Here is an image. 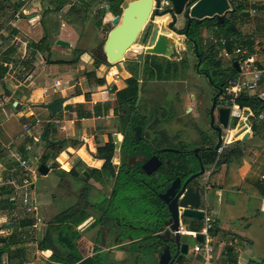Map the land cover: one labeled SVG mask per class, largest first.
Instances as JSON below:
<instances>
[{
    "label": "crops",
    "instance_id": "obj_1",
    "mask_svg": "<svg viewBox=\"0 0 264 264\" xmlns=\"http://www.w3.org/2000/svg\"><path fill=\"white\" fill-rule=\"evenodd\" d=\"M56 1L57 0L33 1L27 7L28 13L20 18L27 19L28 24L32 27L39 26V30H36L32 35L34 38H30L26 34L24 35V32L19 28L18 23L20 19L14 20V12L20 7V2H17V0H9V2H6L9 6L5 5V3L3 5L0 2V40L3 42L0 46V68H7V72L4 76L0 74V113L5 116L7 112L10 111V117L19 116L23 118L21 128H18V126L10 121L0 122V177H14L19 183H21L24 175L23 171L18 168L15 159H13L12 153H20L37 171L40 164H45L50 169L49 173L54 171L52 167L55 162L58 163L57 170L63 171H69L70 165L79 158H83L90 163L91 160H93L90 153H95L97 144L107 141L109 137L116 132L98 131L91 135L87 133L89 138L86 139L85 134L82 135L83 137L78 136L73 138L74 131L78 129L81 123L88 120H91L93 123H99L100 125L104 123V126L107 124H115L113 119V113L115 111L114 95L112 96L110 91L111 86L116 84V81L113 80L110 82L109 80L118 75L120 81L122 80L124 82V86L119 88L124 89L127 87L126 81L132 76L124 66L121 69L118 67L119 65H102L96 71V75L98 78L103 79V82L94 86V83L89 82L87 79V73L96 70L94 60L87 52L92 47L101 46L102 40H104L103 34H109L113 29V26L111 28L108 27V25L112 23V20H108V16L112 15V18H114L112 13H107L105 15L103 18V25L99 28L95 26L93 20L81 21L78 26H73L66 21H62V23H60L59 33L55 36V42L52 45L51 59L55 61V64H49L47 60L48 54L41 51L37 44L45 37L46 30L51 28V23L47 20L45 21L44 16L49 11H56ZM68 1L72 5L77 0ZM87 1L90 3L95 2V0ZM128 2L129 1H127L126 4ZM244 3L248 4L247 12L249 16L244 17L241 21V31L243 36L246 37L245 39H249L250 41L252 37H256L262 42L263 47L258 53L257 58L260 63L264 64V0H244ZM253 3L259 4L258 11L254 15L251 14ZM6 7L9 8L8 10L12 16L9 21L6 19L8 15L6 13L8 10H5ZM70 7V5L66 6L63 12ZM158 21V18H152L151 28ZM69 27L75 28L79 34L78 40L74 43L69 41L72 37L70 30L68 32ZM246 27H248V30L245 33L243 28ZM203 31H205V29H203ZM202 36L205 38L208 35L204 36V33H202ZM220 37L225 36L221 35ZM58 40L69 42L71 44L69 47L70 50L56 45ZM179 40H181L178 47L180 56L170 59L175 58V60L177 59L178 61L183 59L185 48L188 47L186 45L187 41H185L184 38L177 37V43ZM136 46L138 47L137 44ZM238 46H240V44L235 45L230 51H233ZM141 48L139 50H142ZM12 49L13 51L11 52ZM80 52H82L81 58L76 62L74 58ZM223 60L225 59L223 58ZM196 66L197 63H194V65L192 64V66L189 65L188 67H184V64L181 63V65L173 67L170 71H166L161 79L155 78L154 80H150L149 76L144 74V68L142 73H140V90L142 91L145 87V93H143V95L140 91L139 97L141 96V99L139 100L138 98V100L139 104L145 107L144 112L147 116L145 117L147 123L151 121V119H154L156 125H160L162 129L167 128L163 129V131L167 130V132H165L166 135L161 133L162 140H160V142L163 143L161 148L168 146L180 150L182 142L192 140L193 144L198 138L199 130L196 127L197 125L194 119V117H196L194 110L197 108L194 96L198 94V86L208 91L211 89V85L207 87L206 84L200 81L201 75L197 73L199 67L196 68ZM111 72H115V75L112 77L109 76ZM168 79H176L177 87L178 84H184V94L177 92L178 90L175 88L166 90L163 87H157L158 83H162V81H167ZM189 83L191 85H189ZM152 84H156V86ZM262 90H264V87ZM176 94H179V96H177L179 99L173 101ZM158 95L162 98L167 97V100H165L167 102L173 101L172 103L175 107L176 115L170 123L167 122L169 117H171L170 113H157L155 118L151 117L149 113V109L152 107V100ZM251 95L255 96L256 93H251ZM3 98H6V101H4ZM61 99H66V102L63 105L62 111L58 114L60 117H58V115L52 117L48 109L41 107L42 105H47ZM204 99L203 97L202 109L206 107L204 105ZM193 101L195 102V106ZM16 103L17 106H15ZM172 109L173 108H168V110L171 111ZM99 110L101 114L98 113ZM89 111L94 112L96 116H102V119L97 120L95 115L91 117V119L86 118L85 113ZM192 112H194V117L191 115L192 118H190V113ZM62 115L65 117L64 120L61 118ZM239 122L241 124L243 123L241 120H239ZM257 125L259 126L258 134L251 131V135L246 141L237 140L242 142L240 145L242 157L237 160V165L234 167L230 176L227 175L228 169L226 164L219 165L215 163L214 167L211 168L210 166L212 164H207L210 171V175H206L209 179L208 188L217 194L215 204L208 210L210 213L213 212L214 225L217 228V232L213 229L211 233L222 241L229 242L233 238L237 239L236 246L230 250V255H233L230 258L231 264H249V257L253 253L250 246L254 244L253 240L250 238V233H252L255 228V224L259 222L260 219H264V198L258 196V193H260L258 185L264 183V125L260 122L257 123ZM26 127H28V130H26ZM58 127L59 130H56ZM45 130H47L46 137L51 141L65 140V143L62 144L64 146V151L54 158V161L49 159L46 163H42V158L49 150L47 147L48 143L41 139ZM247 131H249V128H243L241 125L235 131L226 129V141L230 145L231 142H234L232 141L233 138L239 135L243 136ZM164 136L168 137L165 139L163 138ZM251 137L261 139L263 142L259 145L262 146L261 150L256 148L253 149L248 146L247 143ZM42 141L44 143L40 145ZM82 142H84V146H82ZM75 143H79V145L75 146ZM33 147H35L34 151ZM30 152H32V155L29 154ZM33 160L38 162L37 167H34ZM65 163L69 168L65 166ZM38 176L41 175L38 174ZM36 178H32V180L35 181L32 190H35ZM59 178L61 181L62 178ZM227 180L230 184H226ZM102 182H106V179H103ZM11 193L12 189L10 187L2 189L0 192V205L2 206H0V232L3 230V233H6L4 236H1V238L7 240L8 237L17 233L16 236L14 235V241L24 243L25 247L28 248L26 246V240H24L23 236L18 232V229L33 227L34 220L31 215L25 212L21 204L20 206L17 204V202H19L18 197L16 202L12 201L10 197ZM7 201H12L13 204L7 205V203H5ZM13 209L17 212L18 216L15 217L11 214ZM52 211L53 215L49 216L45 215L42 209L40 211L41 214L38 212L44 223L35 230L36 238L40 243L47 232L49 223L56 217H61L60 212L57 214L54 209H52ZM46 220L49 221L46 222ZM185 221L188 222L189 220L186 219ZM102 225L103 223H98L97 230L95 231L99 241L97 253L98 264H122V259L125 258L129 261L130 256H125L123 252L117 251L116 248L118 246H116L113 239L109 238L110 236L108 234L105 235V244H101L99 230L103 229L105 233H108L107 231L110 230L112 223L110 222L103 227ZM25 234L33 235L34 233L27 232ZM22 240L24 242H21ZM40 243L38 247L34 246L36 254L35 259L36 256H41L46 264H53L50 260L53 251L50 249L43 250ZM240 247L242 248L240 249ZM48 252H50L49 256L46 254ZM111 254H113L114 257H112V259L114 260L109 263L111 261ZM217 254L219 253L217 252ZM15 255L17 254L15 253ZM9 257L10 256L7 255V258L4 259V255H2L0 257V264L4 262L11 264L9 262ZM105 257L108 261L104 259ZM220 257H224V255ZM226 260L228 261V258L226 259V257H224L222 260H219V264H223ZM34 263L36 264V262Z\"/></svg>",
    "mask_w": 264,
    "mask_h": 264
},
{
    "label": "flooded vegetation",
    "instance_id": "obj_2",
    "mask_svg": "<svg viewBox=\"0 0 264 264\" xmlns=\"http://www.w3.org/2000/svg\"><path fill=\"white\" fill-rule=\"evenodd\" d=\"M161 59V64L172 67H177L183 62V60L178 61L175 58L167 59L162 57ZM196 60L199 66L197 69L198 75L206 77L205 64L200 62L198 58ZM161 84L166 90L177 88L176 79L164 80ZM209 85H211V89L208 91L203 88L204 91L198 86V94L194 96L197 102V108L194 112L196 113V117L207 125L209 136H204L202 131H198V138L192 145H188L186 141L182 142L180 145L181 150L176 149L179 153H182V155L180 154L182 156L181 158L179 157V153L157 154V151L162 148L158 140H155V129L149 125L154 119H151L147 123V119H144L147 116L144 112L145 107L143 105L137 102L135 105L126 103L124 105L131 104L133 109L131 121L127 123L123 108L122 111H116L117 106L120 104L118 94L127 87L124 89L117 88L116 86L111 87L110 93L112 96L114 95L115 105L113 119L118 124L116 128L117 132L112 134L107 141L97 144L95 153H90L93 159L90 163L83 158H79L70 165L69 171H65L76 176L64 175L61 180L60 226L65 240L64 244L60 246V251L64 254L61 264H68L71 261V251L68 244L70 246L74 245L76 250L82 255L81 260L77 264L86 261H90L92 264H98L97 253L99 241L95 233L97 224L103 223L104 225H108L110 222L112 223L111 218H113L118 208L126 212L132 211L138 217H135V220H131L133 217H129V220L124 222L129 227L127 230L128 233H131L137 240L118 246L116 248L117 251L123 252L125 256L129 255V260L135 263L144 252L149 251L154 258V262L159 264L161 256L165 252V249H167L170 256L167 264H175L176 260L174 257L178 251L177 247L171 243H158L159 239L157 235L164 233L162 232L163 228L161 224H150V222H146L145 224V220L149 218L150 213H153V217L150 219L152 221H155L157 218L164 219L165 221L169 218L165 212V204L159 195L150 191L147 186L150 184L158 192H161L158 186L160 180L164 178L163 172H166L168 175L173 173L174 176H178L176 167L179 163L185 164L192 161L197 164L198 168V159H200L203 165L208 167L206 157L211 152L208 151V148L215 147L219 143L218 133L210 126V113L214 99L216 98V106L214 108L215 126H220L218 110L225 107L220 102L222 94L219 95V84L217 82H210ZM203 97L205 98L204 105L206 106L204 109L201 108L203 105ZM134 110H137L139 115H135ZM135 122H139V124L135 125ZM137 125L144 127V135L140 141H138L133 132L134 127ZM161 135H159L160 139H162ZM224 141L225 130H222L221 147ZM189 146H192V148L188 149L187 147ZM184 151L188 152L187 157H185ZM108 155H112L110 161L115 169L116 177H112L108 163L103 160V157ZM141 155L149 159L153 155H157L163 162L162 167L151 176H148L141 170L142 164L139 163L142 160ZM199 171L197 170L196 173ZM103 179H106V182L103 183ZM156 180L158 182L157 184L155 183ZM209 209L205 208L203 212L205 213L204 220L188 221L187 230L185 229L186 231L181 233H198L205 238L203 233ZM113 225H116L115 222H113ZM212 230V228H208L207 232L211 233ZM214 231L217 232L216 226L214 227ZM73 233H78L79 236L71 242L68 236L73 235ZM150 233L157 234L151 235ZM186 250L188 252L187 259H190L192 256L190 253L191 246ZM110 257L111 261L109 263L114 260L112 259L114 257L113 254ZM127 262L126 258L122 259V264H127Z\"/></svg>",
    "mask_w": 264,
    "mask_h": 264
},
{
    "label": "water",
    "instance_id": "obj_3",
    "mask_svg": "<svg viewBox=\"0 0 264 264\" xmlns=\"http://www.w3.org/2000/svg\"><path fill=\"white\" fill-rule=\"evenodd\" d=\"M154 1L159 5L161 0H131L128 2L127 6L123 10L121 16H114L112 20L113 29L109 32L105 43L101 46L92 47L87 53L90 57L95 60H101L107 64V66H116L122 64L126 61L137 60L141 64V73L145 65L146 57L148 55L163 57V58H172L179 57L180 52L178 51L177 37L184 38L187 41L189 35V29L192 22L201 23L203 20L216 18L219 22H223L225 17L229 12H234V9H231L232 2L231 0H197L194 4L191 3L194 0H170L171 7L166 8L162 11L154 8ZM78 3L91 7V3L87 0H77ZM182 17L185 21V27L181 30H177L176 24L178 18ZM152 18H158L159 21L153 25L149 34V41L147 46L143 47V51L134 52L133 46L140 37V34L143 32L149 21ZM179 31V32H178ZM194 45V51L196 52L197 57L199 56L198 44L195 40L189 39ZM56 45L61 47H70L71 44L67 41L58 40ZM188 45V44H186ZM186 50V49H185ZM82 52L74 58L77 62L81 58ZM236 70L239 72V65L237 62H234ZM206 77L211 83H214L209 74H206ZM223 86V85H221ZM141 88V84H139ZM219 95L222 94L223 88L219 86ZM140 95V94H139ZM66 102V99H61L59 101L42 105V108L48 109L52 117L58 115L62 109L63 105ZM17 106V103L16 105ZM216 106V98L211 109L210 116V126L211 128L218 133L219 143L215 147H209L208 151H219L222 143V130L232 129L233 131L241 125L238 117L231 116V110L228 107H222L218 110V118L220 126H215V115L214 108ZM123 111L126 114L125 121L130 123L131 115L133 113L132 105H124ZM146 119V118H145ZM246 125L249 128L239 140L246 141L252 131V123L250 120H246ZM150 127L154 128L155 140H158V143L162 146L163 143L160 142L159 135L161 133L167 132V130L162 129V127L156 125V121L149 123ZM133 132L140 141L144 135V127L142 125H137L134 127ZM47 130L42 134V140L47 142L50 145H62L65 143L63 141H51L46 137ZM157 143V142H156ZM179 153L176 149H171L170 147H165L157 151V154L165 153ZM186 153V152H185ZM51 156V153H48V157ZM188 156L185 154V157ZM112 155L103 157L110 168L112 177H116L115 169L111 164ZM184 157V158H185ZM142 160L139 162L142 164L141 170L145 172L148 176H151L159 168L162 167L163 162L153 155L150 159L146 156L141 155ZM186 159V158H185ZM217 164V163H216ZM198 168L197 164L189 161L185 164L179 163L177 165L178 176H174L173 173L168 175L166 172H163L164 178L160 180L159 188L161 192H158L150 184L149 190L157 193L163 203L165 204V212L168 214L169 218L164 221V219L157 218L155 221H152L153 213L149 214V218L145 220L150 222V224H161L162 232L160 235H157L158 243L165 242L174 244L178 251L174 257L176 260L175 264H188L190 259H187L188 252L187 248L191 246L194 247L197 242H203L204 237L197 234L195 237L189 235L188 233H181L180 226L182 225L186 230L188 224L185 221H198L205 219V208H211L217 200V194L208 188L209 179L206 175H210L209 167H205L200 159H198ZM197 170H200L196 173ZM39 174L41 176L48 175L50 169L45 164H40L38 168ZM157 184V180L155 181ZM129 217H133L131 220H135V216L132 211L126 212L122 211L121 208L116 210L115 215L111 218L112 227L108 233H105L103 229H100V240L101 244H105V235H109L110 239H113L116 246L125 245L131 242H135L134 236L131 233H128L129 227L124 224L126 220H129ZM140 220V219H137ZM115 222L116 225H113ZM123 223V224H120ZM104 224L102 225V227ZM101 227V228H102ZM185 230V231H186ZM151 235H156L157 233H150ZM6 239L1 238V243H6ZM104 247V246H103ZM149 257L154 261L153 256L149 252ZM169 254L167 249L160 258L159 264H167L169 261ZM107 260V258H104ZM108 261V260H107ZM252 262L260 264L262 261L259 259L253 258ZM173 264V263H171Z\"/></svg>",
    "mask_w": 264,
    "mask_h": 264
},
{
    "label": "trees",
    "instance_id": "obj_4",
    "mask_svg": "<svg viewBox=\"0 0 264 264\" xmlns=\"http://www.w3.org/2000/svg\"><path fill=\"white\" fill-rule=\"evenodd\" d=\"M102 5L104 6L102 8H99L97 11L96 16H92L93 12V6L94 3L91 2V7H86L77 1L74 2L72 5L68 0H57L55 2L56 11H49L45 14L44 18L45 21H49L51 23V28L47 29L45 32V37L37 44L39 49L45 53H47V60L49 64H55V61L51 59L52 56V45L55 42V36L59 33L60 23L62 21H66L68 24L73 26H78V24L81 21H91L93 20V23L97 27H101L103 25V18L107 13H112L114 16H121L123 13V10L125 7L123 6L127 1L130 0H99ZM197 0H194L192 4H194ZM0 2H9V0H0ZM232 7L231 9H234V12H229L228 15L225 17L223 22H219L216 18L206 19L203 20L201 23H195L192 22L191 27L189 29V39H193L198 44V52L199 56L198 59L200 62L205 64V70L207 74L212 78L213 82H217L220 87L223 88V86L228 82L229 79L235 77L238 75V71L236 70L234 63H230L226 68H223V57L221 54V46H217L212 40L209 43H206L204 37L201 34V30L207 29L209 31L215 30L221 32L220 35H223L227 37L230 42L228 45V50H232L235 45H242V44H251L249 39H245L246 37L243 36L241 31V21L242 17H248L249 14L247 12L248 10V4L244 3V0L238 1V0H231ZM70 5L71 7L68 9L67 12H63L64 8L66 6ZM243 10H245L244 13ZM239 13V14H238ZM242 13V14H241ZM242 15V16H241ZM239 17L241 19H239ZM110 19L113 20L112 15H110ZM241 23V24H239ZM151 29V28H150ZM150 29L146 31L144 36L142 37V44H146L149 38ZM214 31V32H215ZM187 40V44L193 55H196V52L194 51V45L190 40ZM106 40L102 41V45L105 43ZM13 49L11 50V52ZM161 57L148 55L146 57L145 65H144V74L149 76L150 80H154L155 78H162L166 71H170L173 67L172 66H166L164 64H161L159 60ZM185 63V60L182 62ZM107 65L105 62L101 60H95L94 71L87 73V79L89 82L94 83L95 85L103 82V79L97 77L96 71L102 66ZM1 67V66H0ZM126 70L132 75L127 81V88L123 91L119 92L118 96L120 99V104L117 106L116 111H122V105L126 103H131L132 105H135L139 98V79H140V73H141V64L137 60L133 61H126ZM199 66L197 65L196 68ZM7 72V68H0V74L1 76H4ZM223 73V74H222ZM223 85V86H221ZM116 89V88H114ZM87 98L89 100V97L87 95ZM90 101V100H89ZM235 103L238 106H241L243 108H251L253 112L258 115L261 111L264 102L260 100L257 96H252L248 93H242L235 101ZM98 109V108H97ZM101 114V112L99 113ZM86 118H91L92 115L89 112L85 113ZM145 119V118H144ZM252 120V118H251ZM252 131L256 134L259 133V126L256 122H252ZM139 124V122H135V125ZM163 134V133H162ZM166 135V134H163ZM166 139V138H165ZM241 141H236L232 146L227 147L224 149L222 154H219L218 151H211L207 155V163L209 165H213L215 163L221 165L226 164L228 173L227 175L230 176L231 172L234 170V167L237 165V160H239L242 157V150L240 148ZM79 145V143H75V146ZM48 152H51L52 156L55 158L61 154L64 151L63 145H47ZM184 151V154L187 155V152ZM45 154L42 158V163H46L47 160H49L51 157H48V154ZM182 153H179V157L181 158ZM58 163L54 164L52 169L56 172V174L59 175V177L63 178L64 175H73L72 173H66L63 170H57ZM236 169V168H235ZM228 183V180L226 182ZM259 192L258 196L261 198H264V183L258 185ZM8 204H13L12 201L5 202ZM5 208V207H4ZM61 217H56L53 219L47 228V232L45 233L44 239L41 241L40 246L43 248V250L50 249L54 252V255L51 257V261L53 264H61L63 261V255L60 251V246L64 244V233H62V228L60 226L61 223ZM17 233H14L13 236L8 237L9 240H13V244H17L18 242L14 241V238ZM15 235V236H14ZM52 235V236H51ZM79 236L78 233H73V235L68 236L69 240L72 242V240L76 239ZM21 242H24L23 240ZM70 256L71 261L68 262V264H77L78 261L81 260L82 255L76 250V247L70 246ZM59 247V248H58ZM21 251V250H18ZM3 251L0 250V257L3 255ZM48 256L50 255V252L46 253ZM9 262L11 264H18L16 261H11V258L9 257ZM79 264H92L90 261L82 262ZM249 264H256L252 261L249 262Z\"/></svg>",
    "mask_w": 264,
    "mask_h": 264
},
{
    "label": "built area",
    "instance_id": "obj_5",
    "mask_svg": "<svg viewBox=\"0 0 264 264\" xmlns=\"http://www.w3.org/2000/svg\"><path fill=\"white\" fill-rule=\"evenodd\" d=\"M33 1H42V0H19L20 7L18 10L14 12V20L20 19L22 16H25L28 11L27 7ZM253 7H251V14H256L259 8V4L253 3ZM171 7L170 0H161L160 4L158 5L156 1H154V10L159 9L162 11L166 8ZM211 40L217 45L221 46V54L222 57L230 62L234 63L237 62L239 65L240 71L238 75L229 79L228 82L223 86L222 95L220 98V102L223 106L228 107L231 110L232 117H238L243 123L241 126L243 128H248L246 125V120H251V118H256L262 125H264V104L259 112L256 115L251 108H243L238 106L235 101L242 93H256L260 100L264 102V64L260 63L257 55L262 49V42L257 39L256 37H252L250 39L251 44L240 45L236 47L233 51L227 49V46L230 40L227 37H212ZM149 41V39H148ZM3 42L0 40V46ZM147 44L138 45L139 48L145 47ZM134 52H139L138 49H133ZM6 101V98H3ZM92 117L95 115L94 112H90ZM97 120H101L102 116H96ZM241 128V127H240ZM28 130V127H26ZM230 130V129H229ZM244 131V130H242ZM229 143L225 140L222 147L219 149L218 153L221 154L224 149L228 147ZM13 159L17 162V166L20 170L23 171L24 178L22 179L21 183L14 177H0V192L2 189L10 187L12 189V193L10 197L12 201H17L20 198V203L22 207L25 209V212L32 216L34 220L33 227H26L18 229V232L23 236L24 240H26V246L28 248L31 247H38L39 240L36 238L35 230L37 227L42 226L43 220L39 216V208L35 200H32L30 195V191L34 186V180L32 178H36L38 176V171L29 164L27 160H25L20 153H12ZM214 167V164L210 166ZM264 179V177H263ZM13 216H18L17 212L13 209L11 211ZM204 227V240L203 242H197L195 247L191 248L190 253L194 257L199 256L207 264H219V260H222L224 257L228 258L223 264H231L230 258L233 255H230V250L233 249L237 243V239L233 238L231 241H222L219 240L214 234L208 233L207 229L212 228L214 229V219H213V212H208L206 216ZM35 228V229H34ZM180 231H185V228L181 225ZM34 233L33 235H27L25 233ZM189 235L195 237L198 233L189 232ZM39 252V251H38ZM217 252L219 254H217ZM224 255V257H220ZM3 264H8L4 262ZM29 264H35L31 262ZM189 264V263H188Z\"/></svg>",
    "mask_w": 264,
    "mask_h": 264
},
{
    "label": "rangeland",
    "instance_id": "obj_6",
    "mask_svg": "<svg viewBox=\"0 0 264 264\" xmlns=\"http://www.w3.org/2000/svg\"><path fill=\"white\" fill-rule=\"evenodd\" d=\"M18 1L19 0H17V2ZM238 1H242V0H238ZM99 2H100L99 0H95V2H94V6H93V9H92L93 10L92 16H94V17L96 16L97 11L99 10V8H102L104 6V4L102 5ZM4 3H5V5L9 6L8 3H6V2H3L2 4L4 5ZM127 4L125 3L123 6L126 7ZM8 9L9 8L6 7L5 10H8ZM55 10H56V8H55ZM67 11H68V9H66L64 12H67ZM244 12H245V10H243L242 13H244ZM6 13L8 14L6 16V19H8V21L11 20L12 16H11L10 11L8 10V11H6ZM239 19H241V18L239 17ZM243 19H244V17H242V20ZM108 20H111L110 19V16H108ZM185 22L186 21L182 17H179L178 18V21H177V24H176L177 30L183 29L184 26H185V24H186ZM18 24H19V28L24 32V35L26 34L30 38H34L32 36L33 33L36 30H39V26H36V27L30 26L28 24V22H27V19H25V18L20 19V21H19ZM239 24H241V23H239ZM108 27L111 28L112 27V24L108 25ZM97 28H99V27H97ZM150 28H151V21H149V23L147 24V26L145 27V29L143 30V32L140 34V37L138 38V40L136 41L135 44H137V45H143L142 44V37L144 36V34L146 33V31L148 29H150ZM243 29H244V32L246 33L247 30H248V27L243 28ZM69 30L72 33V37L70 38L69 41H71L72 43H74V42H76L78 40L79 34L75 30V28L73 29V28H70L69 27L68 32H69ZM214 31L215 30L209 31L207 29H205V31L201 30V34L204 33V36L205 35H208V36H206L204 38L205 41H206V43H209V41L211 42V38L212 37H220L221 36L220 35L221 32H219V31H215L214 32ZM107 36H108V33L103 34V39L106 40L107 39ZM104 40H102V41H104ZM180 43H181V40L178 41V45ZM146 44H148V41H147ZM64 48H68V50H70L69 47H64ZM133 49H138L139 50L140 48L137 47L136 45H134L133 46ZM141 49H143V47ZM185 49L186 50L183 53V59H182L183 61L185 60L184 67H186V66L188 67L189 65L192 66V64L194 65V63H197L198 61L196 60V58H198V57L195 56V55H193V53L191 52V50L189 49V47H187ZM73 51H75V50H73ZM140 51H142V50H139V52ZM161 60L162 59H160L159 62ZM222 62L224 63L223 64V68H226V66H228L230 64V62H227L225 60H223ZM116 66H118V65H116ZM123 66L124 67L126 66V62H124L122 64H119L118 67H120L122 69ZM114 75H115V72L114 73L111 72L109 74L110 77H112ZM114 77L115 78H113V79H111V78H110V80L108 79L110 82H112L113 80L116 81V84L117 85L116 84H113L112 86L116 85L117 88L124 86V82L122 80L120 81L118 75H116ZM200 81H202L204 84H206L207 87L209 86L210 81H209L208 78H204L203 76H201L200 77ZM152 85L153 86H156V84H152ZM158 85H157L158 88L159 87H163V85L161 83H158ZM189 85H191V84L189 83ZM94 86H95V84H94ZM180 86H182V87H180ZM184 86H185L184 84H182V85H179L178 84V87L176 88V90H178L177 92L183 93V91H184L183 87ZM158 88H157V90H158ZM140 91H139V93H141V92H142V94L145 93V87L143 88V90L141 92ZM177 96H179V94H176L174 96V100L173 101H177L179 99V97H177ZM140 99H141V96L139 97V100ZM139 100H138V103H139ZM165 100H167V97H163L162 98L159 95L155 99H153L152 100V103H151V106L152 107L149 109V113H150L151 117H153V118H155V116L157 115V113H161V114H164V113L165 114H169L170 113L171 114V117H169V120H167V122L170 123V122H172L171 120L176 115V113H175V107L172 104L173 101L172 102H167ZM195 102L193 101L194 106H195ZM165 105H170V106H165ZM196 106H197V102H196ZM168 108H173V109L171 111V110H168ZM100 112L101 111L99 110L98 113H100ZM10 113H11L10 111L7 112V114L5 116L2 113H0V122L1 121H10V122L14 123L16 126H18V128H21L22 127V119L23 118L22 117H19V116H14V117L11 116L10 117L9 116ZM134 114L135 115H139V113H138L137 110H134ZM191 115H192V117H194V112L190 113V118H192ZM58 117H60V115H58ZM61 118H62V120H64L65 119L64 115H62ZM68 119H71V118L69 117ZM88 119H91V118H88ZM140 119L142 120V118H140ZM194 119H195V124L197 125L196 127L198 128V130L199 131H202V133H203L204 136H207L208 135L207 125L204 122L200 121L197 117H194ZM251 121L252 122L254 121L256 123H259V121H257L256 118H252ZM117 125L118 124L115 123V124H107L106 126H104V123L102 125H100L99 123H93L91 120H88V121H85V122L81 123V125L78 126V129H76V131H74L73 138H76L78 136L79 137H83L82 135L85 134L86 139H87V138H89V135L88 134L91 135L93 133H97L98 131L99 132L105 131V132H111V133L112 132H117L116 131ZM158 126L160 127V125H158ZM163 129H167V128H163ZM56 130H59V127ZM240 136L241 135H239L238 137L233 138L232 141H234V142H231L230 141L231 144L228 145V147L229 146H232L238 139H240L242 137V136L241 137ZM167 137L168 136H164L163 138H167ZM226 137H227V134L225 132V140H226ZM43 143L44 142L42 141L40 143V145H43ZM262 143L263 142L261 141V139L255 138V137H251L249 139V141H248L247 144H248L249 147H251L253 149L256 148V149L261 150V147L262 146H259V145H261ZM82 144H83L82 146H84V142H82ZM187 144L188 145H192V140H189L187 142ZM241 144H242V142L240 143V145ZM33 148H34L33 149V151H34L35 150V147H33ZM187 148L188 149L189 148H192V146H189ZM32 152H30L29 154L32 155ZM54 158L55 157L52 156L50 158V160L51 161H54L55 160ZM55 164H56V162H55ZM33 165H34V167H37L38 166V162L33 160ZM65 166H67L66 163H65ZM67 167L69 168V166H67ZM60 184H61L60 178H59L58 175H56L55 171H51L49 173V175H47L46 177H44V176H38L36 178L35 190L30 191V195L32 197V200L34 199L38 203L39 214H41V212H40L41 209L43 210V213L45 215H47V216L53 215L52 209H54L55 213H57V214H59V212H61V208H60V204H61V201H60L61 190H60V188H61V186H60ZM17 204H19V206H20V204H21L20 203V198H19V202H17ZM40 205H41V207H40ZM48 221L49 220H46V222H48ZM3 232H4L3 230L0 232V238H1V236H4V234H6V233H3ZM250 238L254 242V244L252 246H250L251 249L253 250L252 255L249 257L250 261L253 258H257L260 261H262V263H260V264H264V219H260L259 222H257L255 224V228L253 229L252 233H250ZM241 248L242 247H240V249ZM0 250H2L4 252L3 253L4 259H6L7 258V255H9L10 258H11V261L14 260L18 264H29V262H36V264H46V262L43 260V258L41 256H36V259H35V255L36 254H35V248L34 247H32V248H26L24 243H19L18 242L17 244H13L12 240H9L8 239V241L6 243H0ZM18 250H21V251H18ZM15 253L17 255H15ZM127 264H156V263L154 261H152V259L149 257V251H148V252H144L143 255L140 258H138V261L136 263L129 260L127 262ZM189 264H207V263L201 257H199V256L194 257L192 255L191 258H190Z\"/></svg>",
    "mask_w": 264,
    "mask_h": 264
},
{
    "label": "bare ground",
    "instance_id": "obj_7",
    "mask_svg": "<svg viewBox=\"0 0 264 264\" xmlns=\"http://www.w3.org/2000/svg\"><path fill=\"white\" fill-rule=\"evenodd\" d=\"M136 45V44H135ZM144 49V48H143ZM143 49H142V51H143ZM141 52V51H140Z\"/></svg>",
    "mask_w": 264,
    "mask_h": 264
}]
</instances>
